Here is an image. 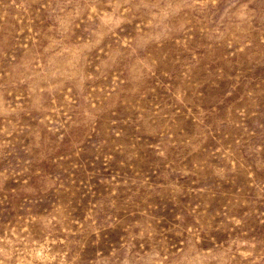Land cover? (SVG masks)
<instances>
[{
	"label": "rangeland",
	"instance_id": "obj_1",
	"mask_svg": "<svg viewBox=\"0 0 264 264\" xmlns=\"http://www.w3.org/2000/svg\"><path fill=\"white\" fill-rule=\"evenodd\" d=\"M0 264H264V0H0Z\"/></svg>",
	"mask_w": 264,
	"mask_h": 264
}]
</instances>
